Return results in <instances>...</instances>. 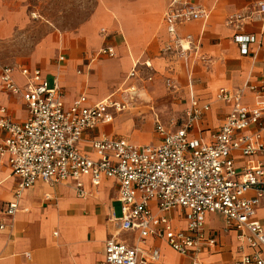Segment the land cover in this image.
<instances>
[{
  "label": "built area",
  "instance_id": "obj_1",
  "mask_svg": "<svg viewBox=\"0 0 264 264\" xmlns=\"http://www.w3.org/2000/svg\"><path fill=\"white\" fill-rule=\"evenodd\" d=\"M208 17L209 11L193 0H171L165 14L170 37L165 51L186 61L193 55L195 63H208V56L199 54L193 35H181L179 30L183 24ZM254 19H264V0L227 17V23L236 29L233 39L242 55L257 41L244 30L246 22ZM116 55L110 45L97 52L98 57ZM138 66L137 62L128 79L137 74ZM187 69L191 76L189 65ZM14 70V66L0 62L3 88L22 96L28 108L23 121L13 120L5 106L0 108V129L8 133L0 142V154L9 156L17 177L14 197L5 208L9 216L20 209L23 192L38 182L56 184L75 179L83 194L85 176H91L94 184L111 178L119 185L121 203V215L117 217L114 211L112 217L121 231L138 232V238L134 246L115 237L108 239L103 264L157 262L159 247L146 250L141 245L150 237L164 240L190 257L193 264H201L202 254L219 246L218 237L207 234L205 228L213 212L224 216L223 232L237 233L242 252L238 264H264V225L257 219L258 208L264 207V103L245 102L248 93L264 94V80L220 88L217 99L229 110L222 124L210 132L203 123L212 104L199 98L190 82V102L177 130L168 131L158 121L162 138L158 144H136L102 135L93 140L100 156L95 159L78 145L83 134L113 122L117 114L132 108L140 97L137 86L129 84L123 89L126 97L122 99L111 96L89 104L82 95L67 103L59 81L50 82L41 67H20L24 86L15 81ZM168 84L175 86L170 80ZM176 209L184 210L185 226L169 215ZM4 227L1 224L0 228Z\"/></svg>",
  "mask_w": 264,
  "mask_h": 264
},
{
  "label": "crops",
  "instance_id": "obj_2",
  "mask_svg": "<svg viewBox=\"0 0 264 264\" xmlns=\"http://www.w3.org/2000/svg\"><path fill=\"white\" fill-rule=\"evenodd\" d=\"M193 1L204 6L209 17L183 24L179 30L181 35H193L195 42L199 43V54L210 59L205 64L195 63L193 55L186 61L174 52L165 51L170 39L165 14L171 0H96L92 13L74 31L66 33L56 31L41 19H49L45 15L46 0H0V42L12 40L21 30L35 24L45 27L47 31L35 42L28 63L14 66L13 76L19 85L24 86L26 79L20 67H41L48 79L53 76V80L59 81L67 103L82 95L87 96L89 104L111 96L122 99L121 90L128 81V78L124 81L125 77L137 62L138 68H144L152 76L168 75L176 79L184 75L188 96L181 118L190 102L192 82L194 93L212 104L203 123L210 132L222 124L229 110L217 99L220 88H237L264 80V19L246 22L245 32L254 34L257 41L250 44L247 55H242L233 39L236 29L227 23V17L246 11L259 0ZM37 13L41 17L34 16ZM105 45L113 46L117 55L98 57L97 52ZM245 102L260 105L264 103V94L258 97L248 93ZM3 106L15 121H23L28 115L23 97L8 92L0 80V108ZM149 109L155 110L153 106ZM116 117L111 123L100 124L85 132L78 143L81 150L98 159L100 156L93 148V140L102 135L149 144L144 138L134 141L117 134L116 129L120 128L114 126ZM158 121L162 123L157 117L156 123ZM163 125L168 131L177 130H169ZM7 136L8 133L0 129V142ZM161 140L158 134L152 144ZM77 183L75 179L56 184L38 182L23 192L20 209L14 216H9L5 208L14 197L17 177L13 174L9 156L0 154V226L5 224L0 228V264H103L104 247L111 237L132 246L137 243L138 232L121 231L112 217L115 211L113 202H119L118 183L103 178L100 184H94L91 176H85L83 194ZM100 187L109 189L103 192L99 191ZM60 189H70L73 196L62 195ZM262 212L264 207L261 206L257 210V219L264 225ZM214 213H219L225 223L222 213L209 214L206 232L218 237L219 246L214 251H205L201 264H238L242 252L237 233H225L223 226H210V215ZM169 215L175 223L185 226L183 209H176ZM141 245L146 250L159 247V260L153 264H193L190 257L178 253L156 237L148 238Z\"/></svg>",
  "mask_w": 264,
  "mask_h": 264
},
{
  "label": "rangeland",
  "instance_id": "obj_3",
  "mask_svg": "<svg viewBox=\"0 0 264 264\" xmlns=\"http://www.w3.org/2000/svg\"><path fill=\"white\" fill-rule=\"evenodd\" d=\"M46 16L41 18L44 23L49 24L58 32H71L90 15L95 7L96 0H46ZM34 16H40L38 13ZM41 17V16H40ZM50 19L52 22H49ZM55 21V24L54 22ZM47 31L40 24L33 25L32 28L21 30L15 38L9 41L0 42V62L11 66L19 63H28L32 48ZM137 74L130 79L125 77L127 83L135 84L140 90V97L134 106L128 111H123L116 117L114 123L117 134H122L132 140L144 138L147 143L152 144L158 136L156 118L158 117L169 130L178 129L181 125V116L187 99L185 88L186 77L177 76L176 79L168 75L152 76L144 68H138ZM19 78V77H18ZM53 76H49V81H53ZM174 83V87L169 86L168 81ZM123 84L119 85L122 87ZM118 87V86H117ZM115 87L113 90H115ZM121 90L122 96L126 93ZM112 90V91H113ZM150 106L155 108L151 111ZM143 142V141H142ZM108 187H100L99 191L107 192ZM62 195L71 197L73 193L70 189H60ZM113 207L117 216L121 215V203L113 202ZM264 215V212L261 213ZM210 226L220 228L224 226L223 218L219 213L210 215ZM126 235H122V237Z\"/></svg>",
  "mask_w": 264,
  "mask_h": 264
},
{
  "label": "bare ground",
  "instance_id": "obj_4",
  "mask_svg": "<svg viewBox=\"0 0 264 264\" xmlns=\"http://www.w3.org/2000/svg\"><path fill=\"white\" fill-rule=\"evenodd\" d=\"M136 87V86H135Z\"/></svg>",
  "mask_w": 264,
  "mask_h": 264
}]
</instances>
